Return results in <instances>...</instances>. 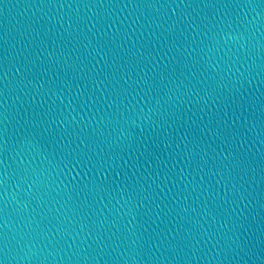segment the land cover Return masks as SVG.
Here are the masks:
<instances>
[{
  "label": "water",
  "instance_id": "water-1",
  "mask_svg": "<svg viewBox=\"0 0 264 264\" xmlns=\"http://www.w3.org/2000/svg\"><path fill=\"white\" fill-rule=\"evenodd\" d=\"M0 264H264V0H0Z\"/></svg>",
  "mask_w": 264,
  "mask_h": 264
}]
</instances>
